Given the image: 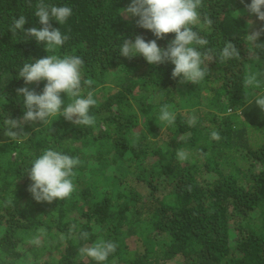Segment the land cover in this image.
<instances>
[{
	"label": "trees",
	"instance_id": "16d2710c",
	"mask_svg": "<svg viewBox=\"0 0 264 264\" xmlns=\"http://www.w3.org/2000/svg\"><path fill=\"white\" fill-rule=\"evenodd\" d=\"M130 1L44 0L72 8L64 24L50 20L69 39L46 52L43 42L10 31L20 15L24 29L42 27L34 15L38 0L31 7L0 0V264H25L28 255L32 264H95L79 249L99 238L117 244L103 264H264V112L253 102L264 95V50H257V61L244 41L264 21L245 11L251 0H203L201 12L214 23L211 31L197 27L209 41L198 50L211 49L215 59L205 60L210 70L202 82L181 84L171 62L150 65L139 54L120 55L125 38L139 35L161 48L175 38L156 39L137 26L138 17L121 15ZM226 41L240 59L220 62ZM257 43L264 44V34ZM53 54L83 59L82 78L94 83L82 95L93 92L96 123L50 117L44 125L24 124L29 136L22 142L5 137V119L25 111L16 89L42 94L46 84L25 85L19 70ZM249 71L260 73V87L244 85ZM165 104L174 124L159 119ZM192 115L196 122L189 125ZM45 149L81 161L68 199L36 202L27 190L32 181L25 170ZM180 149L189 153L186 161L178 160ZM40 228L47 232L41 245H29Z\"/></svg>",
	"mask_w": 264,
	"mask_h": 264
},
{
	"label": "clouds",
	"instance_id": "9594fccd",
	"mask_svg": "<svg viewBox=\"0 0 264 264\" xmlns=\"http://www.w3.org/2000/svg\"><path fill=\"white\" fill-rule=\"evenodd\" d=\"M31 7V0H26ZM244 3V0H241ZM203 0H131V3L121 10V15L138 17L136 24L138 27L150 30L156 39H162L166 34L174 33L175 38L169 41L166 48L157 45L156 40L145 41L142 36L137 35L134 39H122L119 49L121 56L132 58L137 54L143 56L150 65H159L171 62L174 68L171 72L173 79L180 78L178 83L191 82L198 84L202 82L209 72L206 59H215L212 50L204 52L198 50L209 43L208 39L201 36L200 29L212 30L213 19L208 14H202ZM34 15L38 17L41 28L31 27L24 29L27 23L24 15L19 18L12 17L10 31L15 34L20 30L24 34V39L34 37L36 42L45 45L46 52H54L64 45L69 39L63 35L59 28H53L50 20H55L59 25L64 24L72 15V8L69 6H55L47 4L44 0H38L35 5ZM245 11L249 15H255L260 21H264V0H251V3L244 5ZM235 13V17L240 15ZM251 26L252 21H248ZM264 34V25L259 29L252 30L246 34V42L249 55L259 61L257 50H264V44L257 43L258 38ZM219 60L225 63L231 59H240V53L235 44L225 42L219 52ZM84 61L75 55H47L44 58L36 59L31 63H24L19 70L18 76L22 77L25 85L41 80L46 81L42 94H37L35 90L28 87L16 89L18 95L23 96L24 114L21 118L4 121L5 130L3 135L13 140L22 142L21 138H27L28 133L23 131L26 123L39 121L43 125L47 124L50 117L63 116L66 121L75 125L93 126L96 123L95 117L90 114V109L97 105L93 92L82 95L84 86L91 87L94 83L92 79L82 78V67ZM260 73L249 71L244 78L246 87H260L258 79ZM61 93H65L68 103L61 98ZM255 105L264 112V95L254 98ZM168 104L160 108L159 119L167 124L175 123V113L170 110ZM188 124L194 125L195 115L188 118ZM19 129V131H13ZM211 137L219 140V132L213 131ZM176 156L180 161H186L189 153L186 150H177ZM81 163L79 158L71 157L53 149H45L36 159L31 162V166L25 170L32 181L28 187L32 198L36 202H48L53 200H65L71 197L75 191L73 177L74 168ZM9 204L12 200L9 199ZM75 225L72 226L73 230ZM47 235L46 229L40 228L38 235H34L29 241V245L40 246L42 237ZM80 238L87 240L88 232H81ZM61 239H64L62 236ZM117 244L111 240L97 239L93 244L81 247L79 253L82 257L94 261L95 264H103L108 257L116 251ZM25 264H32V258L28 255Z\"/></svg>",
	"mask_w": 264,
	"mask_h": 264
},
{
	"label": "rangeland",
	"instance_id": "374dc122",
	"mask_svg": "<svg viewBox=\"0 0 264 264\" xmlns=\"http://www.w3.org/2000/svg\"><path fill=\"white\" fill-rule=\"evenodd\" d=\"M131 3V1L129 2V4Z\"/></svg>",
	"mask_w": 264,
	"mask_h": 264
}]
</instances>
